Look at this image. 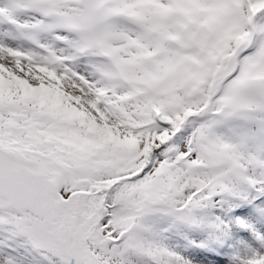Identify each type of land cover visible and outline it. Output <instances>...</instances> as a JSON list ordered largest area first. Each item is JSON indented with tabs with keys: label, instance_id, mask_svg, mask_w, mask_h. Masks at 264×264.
Segmentation results:
<instances>
[{
	"label": "snow or ice",
	"instance_id": "1",
	"mask_svg": "<svg viewBox=\"0 0 264 264\" xmlns=\"http://www.w3.org/2000/svg\"><path fill=\"white\" fill-rule=\"evenodd\" d=\"M0 264H264V0H0Z\"/></svg>",
	"mask_w": 264,
	"mask_h": 264
}]
</instances>
